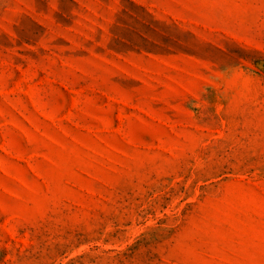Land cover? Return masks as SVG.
<instances>
[{"label":"rangeland","instance_id":"obj_1","mask_svg":"<svg viewBox=\"0 0 264 264\" xmlns=\"http://www.w3.org/2000/svg\"><path fill=\"white\" fill-rule=\"evenodd\" d=\"M0 264H264V0H0Z\"/></svg>","mask_w":264,"mask_h":264}]
</instances>
